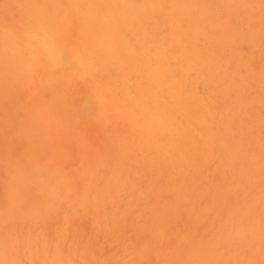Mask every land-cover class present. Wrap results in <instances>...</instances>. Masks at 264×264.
Listing matches in <instances>:
<instances>
[{
    "label": "rangeland",
    "instance_id": "rangeland-1",
    "mask_svg": "<svg viewBox=\"0 0 264 264\" xmlns=\"http://www.w3.org/2000/svg\"><path fill=\"white\" fill-rule=\"evenodd\" d=\"M0 264H264V0H0Z\"/></svg>",
    "mask_w": 264,
    "mask_h": 264
}]
</instances>
